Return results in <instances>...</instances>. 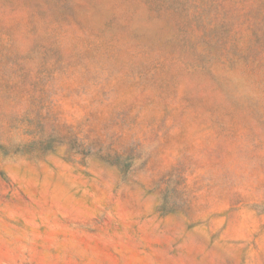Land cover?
Segmentation results:
<instances>
[{
  "label": "clouds",
  "instance_id": "1",
  "mask_svg": "<svg viewBox=\"0 0 264 264\" xmlns=\"http://www.w3.org/2000/svg\"><path fill=\"white\" fill-rule=\"evenodd\" d=\"M0 264H264V0H0Z\"/></svg>",
  "mask_w": 264,
  "mask_h": 264
}]
</instances>
